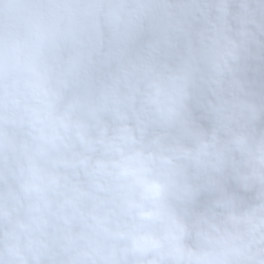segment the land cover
Segmentation results:
<instances>
[{
    "label": "clouds",
    "instance_id": "obj_1",
    "mask_svg": "<svg viewBox=\"0 0 264 264\" xmlns=\"http://www.w3.org/2000/svg\"><path fill=\"white\" fill-rule=\"evenodd\" d=\"M0 264H264V0H0Z\"/></svg>",
    "mask_w": 264,
    "mask_h": 264
}]
</instances>
